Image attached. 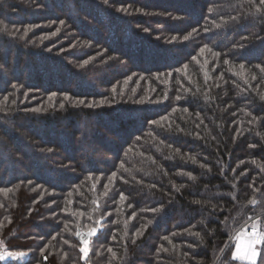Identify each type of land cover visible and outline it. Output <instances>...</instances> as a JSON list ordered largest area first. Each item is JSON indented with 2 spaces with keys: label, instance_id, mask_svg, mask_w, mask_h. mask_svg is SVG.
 I'll list each match as a JSON object with an SVG mask.
<instances>
[{
  "label": "trees",
  "instance_id": "trees-1",
  "mask_svg": "<svg viewBox=\"0 0 264 264\" xmlns=\"http://www.w3.org/2000/svg\"><path fill=\"white\" fill-rule=\"evenodd\" d=\"M258 5L0 0V264H249L232 253L264 232Z\"/></svg>",
  "mask_w": 264,
  "mask_h": 264
},
{
  "label": "snow or ice",
  "instance_id": "snow-or-ice-1",
  "mask_svg": "<svg viewBox=\"0 0 264 264\" xmlns=\"http://www.w3.org/2000/svg\"><path fill=\"white\" fill-rule=\"evenodd\" d=\"M105 3H108V0H104ZM124 11H126L125 9H122ZM257 11L258 12H262L264 13V0H259V5L257 6ZM231 19H235V17H232ZM61 24H63L64 22L61 21ZM215 23V22H213ZM217 27H219V25H216ZM28 29L25 28L24 32L25 34H27ZM57 31H59V29H57ZM195 31V30H194ZM205 31H207V29H205ZM12 34V33H10ZM191 35V34H189ZM173 39H175V37H173ZM184 39H188V36H185ZM207 47V46H205ZM201 53L204 52V48H201ZM214 55H219V53H214ZM193 59H195V57H193ZM228 60H225L224 63H228ZM87 63V62H85ZM241 68H243V65H240ZM259 67V66H258ZM262 71H264V69H261ZM253 79H255V76L252 77ZM115 91V89H114ZM55 95V94H53ZM67 98V97H66ZM262 99H264V97H261ZM5 99H7V97H5ZM105 101L101 100L100 104H103ZM80 103H84V101H80ZM89 107H92L94 105L89 104ZM61 107H63V105H61ZM42 109H32V111H41ZM153 123H156L155 121H153ZM113 176L116 175V173L112 174ZM192 179H195V177H192ZM30 183V182H29ZM107 185H105V189H107ZM34 190V189H33ZM6 191H11L10 189H0V192H6ZM177 191H179V189H177ZM121 199H126V197H124L123 194H121ZM196 203H199V201H197ZM250 204L255 205L257 203V201L255 199H252L249 201ZM151 211L153 212H159L160 209L156 208V209H151ZM133 216H135V213H133ZM101 219H103V217H101ZM97 224H99L100 222L97 221ZM148 223H151V221H149ZM144 227L146 228L147 225H144ZM97 229L96 228H92L90 231L87 232V239L85 238V236L83 234H81L80 232L75 233L76 236H78L80 238V243H81V247H80V252L83 254L82 258H86L88 256V252H89V245H90V240L91 237H93L96 233ZM247 231V230H245ZM143 233L138 229L137 232L135 233L136 236L142 235ZM195 235H199V233H195ZM241 236L245 235V232H241L240 233ZM203 243V240L201 241ZM3 241H0V244H2ZM67 243V241H66ZM133 243H135V239H133ZM264 243V232H260L258 230V225L256 222L253 223L251 231L247 232V236H246V244H244L243 249H242V245L241 243H237L236 245V250L232 253L233 258H239V259H244L249 261V264H256V257L258 255V251L256 248L257 244H261ZM109 251H111V249H109ZM113 255H115V253H113ZM2 258V257H0ZM45 259H47V257H45Z\"/></svg>",
  "mask_w": 264,
  "mask_h": 264
},
{
  "label": "rangeland",
  "instance_id": "rangeland-1",
  "mask_svg": "<svg viewBox=\"0 0 264 264\" xmlns=\"http://www.w3.org/2000/svg\"><path fill=\"white\" fill-rule=\"evenodd\" d=\"M68 4V3H67ZM78 12H80V11H78ZM248 227H252V225H250V226H248ZM248 227L245 229V230H247L248 229ZM259 230V229H258ZM260 231V230H259ZM245 232V235L244 236H240L238 239H237V242H236V245H237V243H241V245H242V249H243V246H244V244H246V236H247V231H244ZM235 233V232H234ZM0 257H2V259H7V258H10L11 256L10 255H8L6 252H4V253H1L0 254Z\"/></svg>",
  "mask_w": 264,
  "mask_h": 264
},
{
  "label": "built area",
  "instance_id": "built-area-1",
  "mask_svg": "<svg viewBox=\"0 0 264 264\" xmlns=\"http://www.w3.org/2000/svg\"><path fill=\"white\" fill-rule=\"evenodd\" d=\"M251 228H252V227H248L247 232H250V231H251ZM230 239H231V238H230Z\"/></svg>",
  "mask_w": 264,
  "mask_h": 264
}]
</instances>
